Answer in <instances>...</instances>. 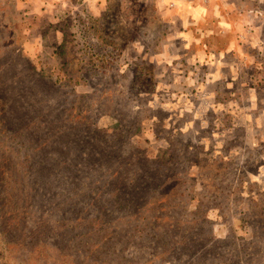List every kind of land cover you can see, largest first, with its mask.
Listing matches in <instances>:
<instances>
[{"label":"rangeland","instance_id":"obj_1","mask_svg":"<svg viewBox=\"0 0 264 264\" xmlns=\"http://www.w3.org/2000/svg\"><path fill=\"white\" fill-rule=\"evenodd\" d=\"M56 116L100 133L90 165L171 169L168 215L188 219L171 243L206 215L244 247L253 220L264 228V0H0V264H187L137 253L167 230L148 224L167 213L156 201L135 224L100 219L89 197L57 211L42 170L68 155L47 146Z\"/></svg>","mask_w":264,"mask_h":264},{"label":"trees","instance_id":"obj_2","mask_svg":"<svg viewBox=\"0 0 264 264\" xmlns=\"http://www.w3.org/2000/svg\"><path fill=\"white\" fill-rule=\"evenodd\" d=\"M67 37L68 39L64 37L61 40L59 48L64 49L68 46L71 41L70 34ZM19 65L22 66L20 62ZM19 77H23L22 73ZM56 117L60 118L57 123L61 124L62 128L55 130V137L51 136L47 139V146L54 148L52 153L55 156L59 152L62 154L68 152V155H62L60 160H57L59 165L55 166L48 163L47 160L42 170L43 175L48 174L51 176L45 182L46 193L54 194V198H63L56 207L57 211L67 212L73 210L76 206L71 205L69 202H77V200V206L81 208L80 206L86 203V197H89L90 205H92L90 210L93 209L100 219L102 217L108 219L111 214H116L113 211L118 210L122 212L120 216L127 219L128 223L135 224L137 221H146L149 217L146 215L139 216L140 208L143 209L147 205L152 206L151 202L153 201H156L154 206L160 205L161 207L158 208L160 210L166 207L167 212L171 204L169 196H173L170 192L174 188L169 184L171 180H169L170 168L162 166L158 163L159 161H152L149 165L141 168L132 165L126 166V164L113 167L109 156L102 164V166L107 165L105 168L95 164L90 165V160L98 157V151L94 148L89 150L88 146L87 149H84V147L91 141H95V139L102 141L100 133L90 131L83 132L80 135L70 134L71 131L81 129L80 124L69 118ZM48 131L51 135L54 132L50 124L48 125ZM73 135H76L79 147L76 146V142H72L71 138H68L69 136L73 138ZM63 137L69 140L66 141L67 143L61 144L60 142L59 144V139H63ZM59 147L61 151H57ZM111 171L112 173H110ZM73 175H76L75 179H73ZM72 179L80 181L81 187L84 186L82 190H77L81 191L79 194H74L73 189L70 192V181ZM63 188L65 189L61 192ZM225 196L224 193L223 199L227 201L228 197ZM49 209H52L50 205ZM49 211L52 212V210ZM133 212L137 213L138 217H131ZM168 212L150 218L148 224L154 226L151 227L153 231L158 230V225L167 228V230L164 229L165 232L161 233L160 240L156 239L155 235L145 234L144 237L147 241L142 246L139 245L137 253H141V248L143 250H159V252L156 251L157 261L165 255L168 256V254L176 255L178 258L187 255L188 258L185 260L187 264H240L243 257L247 263H254L258 258L260 262L264 263V228L260 227L256 219L251 222V234L247 242H244V247L243 244L240 245L234 240L215 239L206 215L191 221L192 226L195 228L191 235L188 234L190 237L186 236L182 240H174L171 243L169 239L171 232L180 224L188 223V219L180 220L182 216H180V219H175L173 215H168ZM255 212L256 210L248 211L247 216L251 215L252 219ZM90 213L89 215H91ZM138 232L142 231L139 230ZM132 254H136V252H132Z\"/></svg>","mask_w":264,"mask_h":264},{"label":"crops","instance_id":"obj_3","mask_svg":"<svg viewBox=\"0 0 264 264\" xmlns=\"http://www.w3.org/2000/svg\"><path fill=\"white\" fill-rule=\"evenodd\" d=\"M174 3H175V4H174ZM174 3H173V4H174L175 6H177V5L179 4V2H175V1H174Z\"/></svg>","mask_w":264,"mask_h":264}]
</instances>
